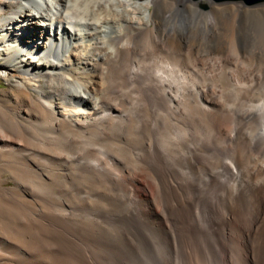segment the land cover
Instances as JSON below:
<instances>
[{
    "label": "bare ground",
    "instance_id": "6f19581e",
    "mask_svg": "<svg viewBox=\"0 0 264 264\" xmlns=\"http://www.w3.org/2000/svg\"><path fill=\"white\" fill-rule=\"evenodd\" d=\"M132 1L0 0V264H264V2Z\"/></svg>",
    "mask_w": 264,
    "mask_h": 264
},
{
    "label": "rangeland",
    "instance_id": "374dc122",
    "mask_svg": "<svg viewBox=\"0 0 264 264\" xmlns=\"http://www.w3.org/2000/svg\"><path fill=\"white\" fill-rule=\"evenodd\" d=\"M132 3L133 4H138V3H141V1L133 0ZM201 3H203V1ZM204 3H205V0H204ZM261 3H263V2H261ZM150 9L153 10L154 7L151 6ZM200 9H202V8H200ZM245 69H246V67H244L242 64H240L237 68L232 67L230 69L208 71V72L203 73L201 75V77L206 78L210 82H212L214 84H218V85L229 86L233 81H237L239 86H241L243 83L246 82L244 80V78H245ZM258 79H259L258 80V85H256V87L253 89V91H255L256 94H252V95H253V98L257 97V99H262L263 96H264V73L263 72L259 73ZM6 90H9V86L4 81V79L0 77V92L6 91ZM4 179L7 180V182L4 185L5 187H13V186H15V181L10 179V174L9 173H7V174L5 173L4 174ZM16 228L20 229V226L16 227Z\"/></svg>",
    "mask_w": 264,
    "mask_h": 264
},
{
    "label": "water",
    "instance_id": "95a60500",
    "mask_svg": "<svg viewBox=\"0 0 264 264\" xmlns=\"http://www.w3.org/2000/svg\"><path fill=\"white\" fill-rule=\"evenodd\" d=\"M192 1H201V0H192ZM211 1H214L217 3H220V2H240L241 1L247 5H255V4L264 2V0H211Z\"/></svg>",
    "mask_w": 264,
    "mask_h": 264
}]
</instances>
